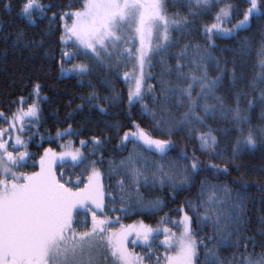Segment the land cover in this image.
Returning <instances> with one entry per match:
<instances>
[{"label":"snow or ice","instance_id":"obj_1","mask_svg":"<svg viewBox=\"0 0 264 264\" xmlns=\"http://www.w3.org/2000/svg\"><path fill=\"white\" fill-rule=\"evenodd\" d=\"M189 4L188 16H181L179 13L172 18L164 14L163 0H82L80 10L61 14L63 20V34L61 42L72 46L77 52L83 51L85 55H91L101 67L110 71H116L124 58L137 59L139 66V78H135V88L128 93L129 108L134 103H140L141 115L146 116L157 129L171 136L174 131L189 130L199 131L202 127H208V132H200L198 137L200 149L220 156L217 149V137L214 129L207 124L209 119L230 124V128L223 129L227 135L230 131H236L239 135L235 140V147L232 150L233 162L244 149H254L258 144L264 145V127L253 128L250 126L249 110L253 106L252 100H247V108L241 107V97H247L248 93L243 90L233 93V104L226 103V97L218 94L221 89L229 91L235 88L237 83L236 71L231 69V83H225L228 71L226 66L222 67V61L215 56L210 49L215 47L213 35L217 38H233L240 30L250 26L253 18L264 20V0H248L249 7L241 13L243 19L239 20L234 28H223L220 23H213L210 27L204 26V45L199 43H187L181 50L172 54L174 64L168 60L169 49L180 46L179 41H174L169 35V29L182 34L191 35L198 31L195 27L198 23L197 17L210 14L214 8L219 7L215 13L216 21H231L234 14V6L226 3L225 0H187ZM194 5V7H192ZM7 7V6H6ZM71 7V6H70ZM46 6L40 0H25L22 3L20 14L25 17L29 24H35L34 11H39L44 16ZM188 17H192L189 19ZM56 19V14L50 18ZM71 21L69 23L68 21ZM162 30V31H161ZM129 32H134L133 40L138 37L140 47L138 55L131 56L132 49L123 48L121 45L128 43ZM156 33L158 42L153 47L147 38ZM43 44V38L27 41L23 31L17 33L14 45L24 47H39ZM243 51L247 41H240ZM191 49V51H189ZM161 56L163 71L160 74V95H152L151 100L155 105L150 108L145 103V96L142 92L145 77V58L149 53ZM76 53H73L75 56ZM69 54L62 52L63 59ZM225 65L227 62H223ZM187 69V70H186ZM210 69L217 74H210ZM66 72H75L80 76L90 74L86 65H74L72 69L65 70L61 67L62 75ZM125 80L128 73L123 74ZM149 78H151L149 74ZM261 87L257 89L256 83L249 85L253 90H259L260 100L264 103V77L260 78ZM104 84L111 88V94L101 97L95 90L88 96V103L103 99L104 103L114 105L120 103V96L108 80ZM41 85H35V92L38 94ZM149 93H154L152 85L147 86ZM195 92V95H194ZM94 107L101 113H107V108L99 102ZM184 108L179 117L176 111ZM38 107L35 103L29 106L28 111L22 109L14 114L11 120L3 117L9 123L8 132L16 127V121H22L24 117H36ZM21 124V128H22ZM247 126V127H246ZM117 132L119 124L110 125ZM136 131H128L121 137V145L132 143L146 151H155L161 156H166L174 148L173 142L162 139H154L148 132L133 122ZM71 125L63 132H57V138L63 135H72ZM5 130L0 129V264H144V257L137 256L128 248V237L135 234L136 240L142 241L147 246L146 256L149 262L153 257L156 264H160V258L152 249L153 242L158 241L161 234L164 240L159 241L161 246L166 247L164 253V264H230V261L221 258L220 249L243 246L245 253L240 264H264V252L258 256L247 252L245 240L252 238L244 237L240 227L242 217L238 214L242 201L232 205L231 212L223 211L222 204H217L216 198L210 197L202 205H195L188 201L189 210L196 217L187 211L183 212L181 219L177 221L165 217L161 223H172L182 231L179 236L172 233L170 229H153L142 223L138 227L120 226L115 230L112 226L119 223V217L115 220L107 215L105 209L104 185L101 182L102 173L96 165L104 164L103 154L99 152L105 140L99 137L91 139L92 149L90 155L99 154L98 160H92L83 152L65 151L58 157L51 149H45L44 155L39 160V171L31 174H17L14 167H22L25 158L30 154L24 152L14 156L9 151L10 145L4 139ZM89 142L81 140L82 147H87ZM15 145H24L19 136L15 139ZM67 147V146H66ZM65 157L70 158L74 164L86 165L91 168V174L87 177L84 186L72 187L62 183L63 177H58L54 164L56 159L63 161ZM140 153L134 150L129 153L126 159L116 164L108 160L107 174L109 179L113 176L121 177L116 181L120 190L121 207H115L116 197L108 194L112 212L121 211L125 213L140 211L147 214H155L162 210L163 202L160 199L145 200L141 195V184L148 186L158 181L153 174L151 177L145 174L146 170L137 166V159ZM180 158L187 160V154L181 153ZM175 167V166H174ZM216 172H228V166L223 167L215 163L207 166ZM202 169L196 157L183 169L184 180L188 181L189 176L196 174ZM169 178L171 176L169 175ZM127 181V184H126ZM160 183L163 181L160 180ZM82 183V181H81ZM203 188V185H202ZM130 189V191H129ZM224 191L228 189L225 187ZM135 201V204L132 202ZM201 207L203 213H201ZM97 212L100 215H97ZM90 217V219H89ZM196 223L202 231L206 225H211V235L199 236V232L193 229ZM90 224V227H89ZM78 228L85 229L78 231ZM264 235V233H262ZM207 241V242H205ZM203 249L201 258L200 250ZM169 252H172L170 255ZM235 259V255H233Z\"/></svg>","mask_w":264,"mask_h":264},{"label":"trees","instance_id":"obj_2","mask_svg":"<svg viewBox=\"0 0 264 264\" xmlns=\"http://www.w3.org/2000/svg\"><path fill=\"white\" fill-rule=\"evenodd\" d=\"M25 0H0V113L10 121L20 105L30 106L35 103L38 107V118L31 119L27 123L24 140L27 143V151L30 154V160L25 163L24 170L35 172L39 169L37 160L48 147L53 149H62L66 147L67 142L81 149L92 160H98L99 154L90 155L93 137H99L105 140V143L99 149L103 154L104 164H97V169L102 173L101 182L104 185L105 209L109 213L112 207L108 199V194L116 197L115 207H121L120 190L116 181L121 177L113 176L109 179L107 174L108 160H113L119 164L120 160L126 159L130 152L135 148L140 154L147 159L145 162L150 165L151 172H160L159 181L145 186L141 184L140 192L145 200L160 199L162 210L155 214H147L140 211L110 213V216L119 217V225L128 226L134 223H141L147 227L168 228L176 232L179 227L172 223H161L163 218L170 217L171 220L181 219L183 209L189 215L196 217L189 210L188 201L195 205H202L207 202L208 191L217 188H227L230 192L229 200L222 201L223 211L231 212L232 205L242 201L241 207L237 210L242 217L241 229L244 237L252 238L251 241L245 240L247 252L258 256L264 252V145L258 144L254 149L244 148L240 154L232 158V150L235 147V140L239 135L236 131H230L227 135L223 129L230 128L229 123L219 122L209 119L207 124L214 129V135L217 137V151L220 156L213 155L209 152H203L200 149L199 135L200 132H208V127H202L199 131L191 132L187 129L174 131L171 136L165 135L163 131L156 128L151 119L141 115L140 103H134L131 108L128 105V93L131 90L132 78L125 80L123 74H128L134 68L133 59H123L118 65L117 70L120 77L116 76V71H110L106 67H101L91 55H85L83 51L77 52L72 46V42L67 44L61 42L60 37L63 34V20L61 14L80 10L82 0H40V3L46 6L44 16L41 17L39 11L33 12L36 23L29 24L27 19L20 14L22 3ZM234 6V14L231 21H216L215 13L219 7L214 8L210 14L197 17L198 31L192 32L191 35L178 31H171V38L179 41L178 47L169 49L168 60L170 64L175 63L174 53L181 50L184 44L189 42L204 45L205 37L203 35L204 26L210 27L213 23H220L223 28H234L235 24L243 19L241 13L249 7L248 0H225ZM165 12L173 17L179 13L181 16H188L189 4L187 0H163ZM7 6V7H6ZM71 6V7H70ZM194 7V5H192ZM264 11V8H262ZM56 19H50L53 14ZM192 19V17H188ZM71 23V21H68ZM23 31L25 40L33 41L43 38V44L39 47L15 46L17 33ZM215 47L210 49L213 54L222 61V67L226 66L228 75L225 83L230 84L231 69L236 71L237 83L235 88L229 91L227 88L221 89L218 94L226 97V103L233 104V93L243 90L248 93L247 97H241V107L247 108V100L253 101V106L249 110L250 126L253 128L264 127V103L260 100L259 90H253L249 85L256 83L257 89L261 87L260 78L264 77V20L253 18L250 26L245 30H240L233 38H217L213 35ZM240 41H247L243 51H240ZM76 53L63 59L62 52ZM191 51V49L189 50ZM161 56L154 55L149 68V75L143 87L145 103L150 108L155 105L151 100L152 95L159 96L160 93V74L163 71ZM223 62H227L226 65ZM86 65L90 69V74L80 76L75 72H66L62 75L61 67L65 70L72 69L74 65ZM187 70V69H186ZM210 74L215 76L217 73L210 69ZM108 80L112 88L119 94L120 103L108 105L103 99L88 103L89 94L95 90L101 97L111 94V88L104 84ZM41 85L39 93L35 92V85ZM154 87V93H149L147 86ZM195 95V92H194ZM100 103L107 108V113L99 112L94 105ZM186 109L181 108L176 111L177 117ZM133 122L138 124L154 139H170L174 148L161 156L155 151H146L132 143L121 145V137L125 132L136 131ZM112 124H119L120 130L117 132L110 127ZM9 123L4 118H0V129L7 128ZM71 125L72 135H63L57 138V132H63ZM247 127V126H246ZM89 142L87 147H82L80 141ZM181 153L187 154V160L180 158ZM196 157L202 169L196 174L189 176L185 183L182 169ZM215 163L220 167L225 164L228 166V172H216L207 166ZM175 166V167H174ZM58 177L62 176V183L75 189L83 187L87 183V177L91 174V168L86 165L77 166L74 163H64L56 168ZM169 175L171 178H169ZM82 181V183H81ZM127 184V181H126ZM203 185V188H202ZM130 191V189H129ZM231 207L227 208L228 204ZM135 204V201L132 202ZM201 213L203 208L201 207ZM229 210V211H228ZM90 219V217H89ZM90 227V224H89ZM193 229L199 232L200 237L212 234L211 225H206L201 231L196 223ZM78 231H84L78 228ZM164 240L161 234L158 241L153 242L152 249L156 256L160 258V264L164 263V253L166 247L161 246L159 241ZM207 242V241H205ZM129 250L134 251L141 257H144L146 264H156V258L153 257L149 262L146 256L148 248L143 243L128 245ZM201 258L203 249L200 250ZM245 248L229 247L221 248L220 254L222 259L230 261V264H240L243 258ZM235 255V259H233Z\"/></svg>","mask_w":264,"mask_h":264},{"label":"rangeland","instance_id":"obj_3","mask_svg":"<svg viewBox=\"0 0 264 264\" xmlns=\"http://www.w3.org/2000/svg\"><path fill=\"white\" fill-rule=\"evenodd\" d=\"M164 11V14L167 16V17H169V18H172L171 16H169L166 12H165V9L163 10ZM162 31V30H161ZM171 31H172V29L170 28L169 29V35H170V37H171ZM135 35V33L134 32H129V34H128V43L127 44H123V45H121L120 47H121V49H123V48H130V49H132V52H131V56H133V57H135V56H137L138 55V53H137V49L140 47V44H139V40H138V37L135 39V40H133V36ZM147 39H149L150 41H151V43L153 44V47L155 46V44L158 42V40H157V36H156V33L154 32L153 33V35L151 36V37H149V38H147ZM69 42H71V41H69ZM69 54V56H71L73 53H71V52H69L68 53ZM155 54H153V53H149V55L145 58V64H144V72H145V77H144V81H143V87H144V84H145V81H146V79H147V77H148V75H149V68H150V65H151V60H152V57L154 56ZM124 59H128L129 60V58H124ZM134 60V68H133V70L128 74V78H132V83H131V85H130V87H131V90H133L134 88H135V79L133 78V77H135V78H139V66H138V60L137 59H133ZM142 91H143V88H142ZM28 108H29V106L27 107V106H25V104H21L20 105V107L18 108V110L15 112V114H17L18 112H19V110H23L24 112H27L28 111ZM35 118H38V113H37V116L36 117H24V119L22 120V121H20V120H17L15 123H16V127L15 128H13L12 130H11V132H8L7 130L9 129V127H7V128H1L2 130H5V132H6V135H5V137H4V139L7 141V143L10 145V147H9V151L10 152H12L13 153V155L14 156H19L20 154H22V153H24V152H28L27 151V149H26V147H27V143L25 142V140H24V134L26 133V131H28L27 130V126H29V123H27L29 120H31V119H35ZM21 124L23 125L22 126V128H21ZM6 126H9V125H6ZM17 136H19L20 137V139L24 142V145L23 146H21V145H15V147H12V145H14L15 144V139H16V137ZM71 142H67V144H66V146L67 147H62V149H53V148H51V147H48L47 149H51L54 153H56L57 154V157L61 154V153H63V152H65V151H76V150H79V151H81V149L80 148H78V147H76V146H73L72 144H70ZM82 152V151H81ZM29 153V152H28ZM44 155V153L41 155V156H43ZM41 156H40V158H41ZM40 158L37 160V165L39 166V160H40ZM29 160H30V155L28 156V157H26L25 158V161H24V164H23V166L22 167H14L13 168V171L14 172H16L17 174H20V173H23V174H31V173H34V172H27L26 170H24L23 168H24V165H25V163H28L29 162ZM147 159L144 157V155H142V154H140V157L137 159V166L138 167H140L141 169H143V170H146V172H145V174H147V175H149V177H151L153 174H155L157 177H159L160 175H161V173L160 172H151L150 170H151V167H150V165H147V163L145 162ZM64 163H74V162H72L71 160H70V158H68V157H65V159L63 160V161H61L60 159H56L55 160V164H54V169H55V172H56V168H57V166L58 165H61V164H64ZM40 169H38L37 171H35V172H38ZM160 179V178H159ZM162 180V179H161ZM158 182H159V180H158ZM208 195H209V198L210 197H215L216 198V201H217V204H221V202L222 201H227V200H229L228 198L230 197V192H229V190L227 191V192H225L224 191V188H217V189H210L209 191H208ZM209 198H208V200H209ZM207 200V201H208ZM236 203V202H235ZM234 203V204H235ZM228 204V203H227ZM229 206L231 207V204H228V206H227V208H229ZM229 211V210H228ZM225 212H226V210H225ZM110 213H113L112 211H110L109 210V213H107V215L110 217V218H112L113 220H115L116 219V217H113V216H110ZM97 215H100V213L99 212H97ZM122 225V224H121ZM139 225H138V223H134V224H131V225H128V226H125L126 228L127 227H138ZM115 230H119V228H120V225L119 224H114L113 226H112ZM152 228V227H151ZM156 229H163V228H156ZM174 230H172V233H175L176 234V236H179L180 235V233H181V229L179 228L176 232H173ZM128 240H129V243H128V245L130 244V245H136V244H138V243H142V241H136V243L135 244H133V243H131V241H134V240H136V237H135V234L133 233V234H131V235H129V237H128ZM130 249V248H129ZM130 252H132L133 254H135V255H137V256H140L139 254H137V253H135L134 251H131L130 250ZM169 254L171 255L172 254V252H169ZM144 264H146L145 262H144ZM164 264V263H163Z\"/></svg>","mask_w":264,"mask_h":264}]
</instances>
